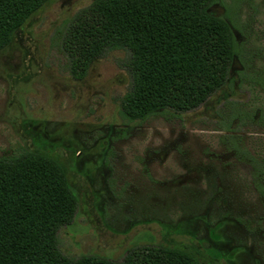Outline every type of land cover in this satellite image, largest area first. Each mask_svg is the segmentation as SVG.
<instances>
[{
	"label": "rangeland",
	"instance_id": "374dc122",
	"mask_svg": "<svg viewBox=\"0 0 264 264\" xmlns=\"http://www.w3.org/2000/svg\"><path fill=\"white\" fill-rule=\"evenodd\" d=\"M95 1L56 0L0 50V157L25 150L59 156L78 197L77 206L64 197L37 217L39 243L54 232L59 237L48 264L82 255L137 264L158 245L202 251V264H264V203L249 166L226 150V134L218 131L225 102L250 99L207 67L208 56L224 54L221 27L189 17L203 0H143L136 8L132 0H109L105 9ZM210 12L220 16L223 8ZM241 12L248 25L254 18L263 45L264 0L245 1ZM113 39L133 49H109ZM238 69L235 62L230 74ZM133 76L138 92L126 110L140 115L166 103L172 111L129 125L127 138L113 142L124 128L119 111ZM243 132L240 144L264 153V129L248 125ZM62 188L59 173L40 160L0 166V202L14 194L43 202L60 198ZM163 262L195 264L168 255Z\"/></svg>",
	"mask_w": 264,
	"mask_h": 264
},
{
	"label": "trees",
	"instance_id": "16d2710c",
	"mask_svg": "<svg viewBox=\"0 0 264 264\" xmlns=\"http://www.w3.org/2000/svg\"><path fill=\"white\" fill-rule=\"evenodd\" d=\"M55 1L0 0V50L11 43L15 31L23 26L33 14L50 6ZM107 1L109 2V0H96L93 6L105 9ZM122 1L123 4L125 0ZM132 1L134 8L143 2V0ZM245 1L250 2L251 0H231L230 3L228 0H203L196 14L189 13L190 18L197 15L199 21L216 23L223 31L226 43L224 54L219 58L208 56L206 60L207 67L222 71L221 84H227L231 91L237 82L236 86L239 89L248 90L250 94L248 103L229 100L225 102V106L229 107V111L226 115L220 116L221 121L218 122L219 128L223 131L240 130L245 126H250L257 117L260 125L264 126V44L261 45L258 41L260 39L254 30V18H250L249 25L243 20L241 11L242 4ZM214 6H221L223 14L220 16L211 14L210 11ZM115 7L116 5H113V9ZM111 19V22L116 20L114 16H111ZM106 46L113 50L128 51L129 48L133 49L130 43L128 44L122 39L110 40ZM235 62L240 65V69L236 71V77L230 74ZM136 63L135 59L132 62L133 68ZM133 78L135 77L133 76ZM137 92L138 87L135 78L133 79L132 89L122 99V108L119 111V117L124 128L118 129L117 133H114V136L111 137L113 142L127 138L128 129L126 127L129 125L137 122L145 124L156 115L165 116L172 111L166 103H161L151 106L140 115L131 114L123 106L129 99H133ZM235 123L236 125L233 128ZM227 139L231 143L230 150H235L237 153H243L249 157L246 149H242L234 137H227ZM114 157V149L111 148L106 158V166L110 169H112ZM36 159L51 165L59 173L64 195L60 198L44 196L43 202H38L32 198L33 195H29L27 201H24L17 200L16 194H14L7 201V204L4 201L0 202V264H48L56 256L59 237L54 232L52 240L39 243L35 232V228L38 227L37 217H45L43 215L45 206L52 210L64 197L70 200L71 207L78 205V197L69 184L66 165L59 156L39 150H25L16 155L0 157V166L9 169L21 168L27 162ZM255 168L256 175L264 176L263 164L258 162ZM112 186L116 187L114 179H111L110 187ZM261 190L262 187L259 191ZM18 211L21 213L18 214ZM39 212L40 215H38ZM12 221L15 222L12 223ZM6 222H9V224H6ZM152 247L154 248L153 254L147 257L148 260L144 259L140 263L137 262V264H167V262H163L164 256L167 255L169 258L180 256L192 260L195 264H202L200 260L202 251L191 249L188 246L158 245ZM66 258L70 264H81L83 262L88 264L90 260L95 259H99L101 264H111L108 259L96 255H82L77 258L67 256Z\"/></svg>",
	"mask_w": 264,
	"mask_h": 264
},
{
	"label": "flooded vegetation",
	"instance_id": "af4514ba",
	"mask_svg": "<svg viewBox=\"0 0 264 264\" xmlns=\"http://www.w3.org/2000/svg\"><path fill=\"white\" fill-rule=\"evenodd\" d=\"M258 123H259V118L257 117L254 119L253 124H251L249 126V129L252 128L253 126L264 129V126H261L260 123L259 124ZM235 125H236V123L234 124L233 128L235 127ZM245 127L241 128L240 130L233 129L232 131H223L220 128H218V131L226 134V135H224L225 137H223V140H222L227 147L226 150L229 153H232L238 161H240L244 164H247L249 166V168L251 170L250 176H251L252 185L264 203V176L255 174V171H256L255 166L257 165L258 162L263 164V166H264V153L262 151L258 152L256 150L251 149V148H249V149L245 148L240 144V142H242V140H243L240 134L244 133L243 130H245ZM231 136L237 140L238 145L242 149L243 148L246 149V152L249 155V157L244 155L243 153H237V151L229 149V147L231 146V143L229 142V139H227V137H231ZM110 138H111V136H110ZM108 153H109V151L106 153V156H105V165H106V158H107ZM108 169H110V168H108ZM260 187H262L261 191H259Z\"/></svg>",
	"mask_w": 264,
	"mask_h": 264
}]
</instances>
